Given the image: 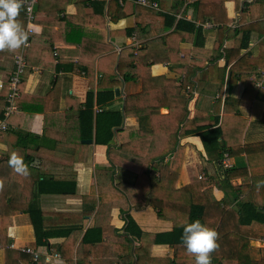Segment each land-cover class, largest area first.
Wrapping results in <instances>:
<instances>
[{"label": "crops", "instance_id": "0c3cea01", "mask_svg": "<svg viewBox=\"0 0 264 264\" xmlns=\"http://www.w3.org/2000/svg\"><path fill=\"white\" fill-rule=\"evenodd\" d=\"M150 1L158 9L140 7L134 0L126 15L116 20L107 16L103 26L100 16L93 17L85 8L82 14L87 22L74 20L81 7L79 0L36 2L27 44L18 49H24L26 60L18 108L0 136V264L29 263L31 256L19 249L22 246L38 252L37 264H195L194 254L181 244L182 233L174 235L176 227L187 223L190 203L210 208L209 225L217 218L218 205L213 199L235 210L248 192L229 186L223 189L218 178L222 157L209 159L198 135L177 134L173 150L160 159L149 158L174 144L177 124H183L178 123L182 107L186 118H193L192 126L213 124L217 119L223 140L231 148L264 141V84L255 85L258 71L264 68L256 65L262 61L257 57L264 54V0H224L223 4L219 0ZM158 11L201 28L200 46L193 45V34H176L178 48L183 50L179 55L188 54L187 60L176 56L170 61L163 41H149L171 31L163 29L156 18ZM137 15L145 26L140 40L124 33ZM16 19L27 29L23 6ZM237 27L249 32L246 47L239 50L233 38ZM129 47L144 49L142 65L147 68L123 79L116 63L119 52ZM15 51L0 49V93L14 68ZM111 53H117L116 60L107 56ZM112 68L113 78L106 75ZM108 89L113 98L104 102ZM141 92L144 95L138 97L137 106L128 102L125 113L126 97ZM97 93H102L101 104H97ZM86 101L93 123L104 109L121 111L122 130L109 147L95 143L93 131L90 137L80 136L88 122L82 117L88 110ZM2 103L0 95V110ZM156 106L158 112L152 115L140 119L135 115ZM138 129L145 131L128 134ZM181 151L175 169L177 161L173 160ZM13 152L23 157L28 175H19L9 166ZM224 153L232 167L246 164L244 152L238 156L228 150ZM253 155L264 157V152L257 150ZM248 174L230 179V186L246 188L252 178ZM39 187L69 192H40ZM31 204L41 210L46 229L60 232L42 238L44 244L34 243L31 220L23 210ZM128 220L131 232L126 229ZM175 237L179 242L169 244ZM227 239L231 253L238 246L243 257L258 260L264 251L261 236L231 233ZM221 247L210 253L211 264L212 257L218 260Z\"/></svg>", "mask_w": 264, "mask_h": 264}, {"label": "trees", "instance_id": "16d2710c", "mask_svg": "<svg viewBox=\"0 0 264 264\" xmlns=\"http://www.w3.org/2000/svg\"><path fill=\"white\" fill-rule=\"evenodd\" d=\"M38 1V0H37ZM158 2V0H156ZM106 0H79V4L81 7L77 11V13L74 16V20L78 22V20H83V22H87L85 20L84 14H82L83 8H85L92 16H100L101 24L103 26L105 22V18L109 16L110 20H116L118 18H121L123 15H126V11L128 8L131 7L130 3L134 2V0H121V3L118 0H109L107 4V11L105 13L104 11V5ZM194 1L193 4H197ZM220 4H223L224 0H219ZM140 6V5H139ZM141 7V6H140ZM153 13V12H152ZM36 13H34L35 16ZM73 17V16H72ZM94 17V16H93ZM156 18L159 19L160 24L162 23V27L164 30L171 28V31L163 34L157 38H154L153 40L149 41H163L166 46L169 53L170 61H174V58L176 56H180L179 52L183 51L178 48V42L180 41V38L176 35L181 32L185 33H191L194 36L193 45L194 46H200L201 42H199V37L201 36V28L197 27L194 23L191 21L185 20L184 18H176L173 15H170L168 13H162V12H156ZM215 21V19H214ZM82 22V23H83ZM94 24V23H93ZM196 26V27H195ZM140 32V33H139ZM218 32L221 33V30L218 29ZM241 32V35L239 38H237V34ZM124 33L129 36L134 34L136 40H140L142 36L145 33V26L138 20V15L135 17V22L132 27H129L124 30ZM234 34V41L235 45L237 46V50L239 48H245L248 43V37L249 32L246 30H243L240 27H237L233 31ZM32 34H30L31 39ZM148 42V41H147ZM83 47V44L80 45ZM110 44H108V47H104L107 51L110 49ZM20 50V49H19ZM19 50L17 49L15 53H18ZM105 50V51H106ZM98 51V49H97ZM95 51L92 56L96 55ZM143 54L144 49L142 48H136V47H129L124 50H121L118 54L119 59L116 63V71L122 75L123 79L132 78L133 75L139 74V70L146 69L147 67L145 65H142L143 61ZM186 55L183 54V57L186 58ZM106 57V55H103ZM101 56V57H103ZM110 59L116 60L117 53H111L107 55ZM100 57V58H101ZM125 58V59H124ZM257 59H262V61L256 62V65H260L261 67H264V54L261 56H258ZM112 60V61H113ZM135 62V64H133ZM125 63V70L123 69ZM80 69H84L83 66L79 65ZM103 75H105V71H102ZM108 76L114 75L113 68L109 70V72L106 74ZM113 78V77H112ZM115 80H112V83H114ZM8 80L2 84L1 86V93L0 95L3 97V103H2V109L0 110V117L2 115V111L5 105V96L8 93ZM21 83V82H20ZM170 83H174V81H170ZM20 85V84H19ZM179 87L177 90L179 91ZM105 96H103V101H110L113 98V91L111 89L104 91ZM92 94L89 92L87 94V99L89 100L92 98ZM102 93H97V104H101L102 101ZM144 93L142 92L137 95H129L126 97V102L123 105L124 112H128L129 109L127 108V104L129 102L130 104H133V106H137V99L138 97H142ZM18 96L15 98V104L16 108H18L17 100ZM181 99V97H180ZM88 101V100H87ZM85 102V107L90 105V103ZM141 104V102H140ZM182 104H185V101L182 102ZM88 109V108H87ZM140 109V108H139ZM159 106H156L155 109H152L151 111H144L141 109L138 112H135V115H137L140 118L142 116L152 115L153 113L158 112ZM17 110V109H16ZM155 110V111H153ZM16 112V111H15ZM14 112V113H15ZM131 112V111H130ZM13 113V114H14ZM82 117L84 119H87V125L81 129L80 136L81 137H90L92 136V131L94 135V141L97 144H104L108 147L110 146V142L112 141V138L117 133L121 132V122L123 119V115L121 111L118 110V108H111V109H104L100 113H97L95 116V126L94 130L92 128L93 122L91 117L90 108L85 111V113H82ZM10 118V117H9ZM9 121V120H8ZM182 122L183 124L179 126L177 124L176 130L173 133L174 140L177 137V134L179 135H191L195 134L198 135L202 141L203 147L205 152L208 155L209 159L214 160H220L223 153L228 150L229 153L232 155L238 156L240 152L245 153L246 157V164H238L235 167H231L229 169L221 170L219 169V182L221 183V186L223 187H230V190L242 192L243 189H248V192L246 193L245 197H243L240 202L236 205V209L232 210L229 209L226 205H221L223 202H216L215 199H213L214 203L218 205L217 209V218L213 221V223H210L208 226L212 228V226L215 224L216 228L214 229L217 233L216 237V244L220 248V254L218 256V260L216 261L215 257H212V261H214L213 264H221L223 261H229L233 262L234 260L237 262V264H264V251L261 252V256L258 260L250 259L247 255L243 257L242 255V248L238 249V246L234 249V253H231L229 248V239H227V234L233 233L234 236H238V234L242 235H250L253 237H259L261 236L264 239V177L258 178V179H251L250 183L246 188L243 187H232L229 184V180L236 177H244L248 176V171L251 176L253 175H263L264 174V157H254L253 153L257 150L264 152V141L258 142V143H247L243 146L237 147L236 149L229 147L226 142L223 140L222 135V126L217 125V119H214L213 124H197L195 126L193 125V118L187 119L186 118V110L185 107H182L181 112L178 117V123ZM9 123V122H8ZM192 126V127H190ZM8 130V129H7ZM6 130V131H7ZM84 133H83V131ZM145 131L143 129H138L136 131H131L128 134L129 135H136L138 131ZM4 131V132H6ZM3 132V133H4ZM147 134V130L146 133ZM177 141L174 140L173 145H168V147L164 151L157 152L153 155H150L149 158L151 161L153 158L160 159L164 154H166L170 149H174L175 144ZM182 151L176 158L173 160L174 162L177 161V164L174 166L175 169H178L181 162V155ZM149 156V155H148ZM154 160V159H153ZM242 160V159H241ZM150 161V162H151ZM48 181H45L44 184H46ZM75 188L73 187L70 192L73 193ZM40 192H49V193H55V194H67L69 191L66 190V188H53V189H47V188H41L39 187ZM151 199V198H150ZM149 200V199H148ZM24 212H26L31 220L33 233L35 236L34 243L36 245L44 244L42 243V238L46 239L48 237H52L53 235L60 234V232L56 231H50L45 228L43 224V215L39 208L35 207L34 205H29L26 207V209H23ZM208 211V212H206ZM206 217H211L210 208L207 209L206 204H198V203H190L188 214H187V223L199 219L201 223L207 224ZM233 219V222H232ZM130 223L131 220H128L126 229L128 232H131L130 230ZM183 231V225L176 227L174 230V235L181 234ZM182 235V234H181ZM247 240V239H246ZM169 244H175L178 241V239L173 238ZM236 243V242H235ZM182 244V242H181ZM242 247V245H241Z\"/></svg>", "mask_w": 264, "mask_h": 264}, {"label": "clouds", "instance_id": "9594fccd", "mask_svg": "<svg viewBox=\"0 0 264 264\" xmlns=\"http://www.w3.org/2000/svg\"><path fill=\"white\" fill-rule=\"evenodd\" d=\"M22 7V0H0V49L14 51L25 44L28 32L16 19ZM9 166L19 175H28L29 168L23 157L13 152ZM216 231L195 219L183 225L181 242L187 252L194 254L195 264H211L210 253L217 247Z\"/></svg>", "mask_w": 264, "mask_h": 264}, {"label": "built area", "instance_id": "2783aa9c", "mask_svg": "<svg viewBox=\"0 0 264 264\" xmlns=\"http://www.w3.org/2000/svg\"><path fill=\"white\" fill-rule=\"evenodd\" d=\"M121 3V0H118ZM252 0H245V2H251ZM37 0H22V6L24 9V18L27 23V32L29 33L31 31L32 22L34 20V6L36 4ZM136 4L149 6L155 9H158V5L156 2L150 1V0H135ZM206 25H210L209 23ZM135 37H133L134 39ZM137 43V42H136ZM27 44V40L23 46ZM13 65L14 68L12 70V73L9 77V83H8V93L5 96V105L2 111V115L0 117V136L3 134L4 131H6L9 128V117L16 111V104H15V98L19 94V84L21 82L22 74L26 67V60H25V54L24 49L22 48L21 51H19L16 55H14L13 58ZM264 84V68L260 69L258 71V74L255 78V85L257 87H260ZM189 88L188 86L186 87ZM232 167V161L227 153H224L222 156V159L220 160V169L225 170ZM201 178V175L198 176ZM11 246H14L13 244ZM19 249L27 253L31 256V259L29 263L27 264H37L38 262V252L29 246H22L19 247Z\"/></svg>", "mask_w": 264, "mask_h": 264}, {"label": "rangeland", "instance_id": "374dc122", "mask_svg": "<svg viewBox=\"0 0 264 264\" xmlns=\"http://www.w3.org/2000/svg\"><path fill=\"white\" fill-rule=\"evenodd\" d=\"M261 177H264V174L263 175H253L251 179H258V178H261Z\"/></svg>", "mask_w": 264, "mask_h": 264}, {"label": "water", "instance_id": "95a60500", "mask_svg": "<svg viewBox=\"0 0 264 264\" xmlns=\"http://www.w3.org/2000/svg\"><path fill=\"white\" fill-rule=\"evenodd\" d=\"M116 91V93L118 92V90L116 89L115 90ZM85 142H88V143H91V140L90 139H86V140H84Z\"/></svg>", "mask_w": 264, "mask_h": 264}]
</instances>
